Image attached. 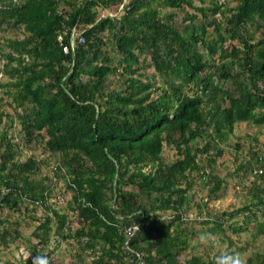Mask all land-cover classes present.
Wrapping results in <instances>:
<instances>
[{
    "label": "trees",
    "instance_id": "16d2710c",
    "mask_svg": "<svg viewBox=\"0 0 264 264\" xmlns=\"http://www.w3.org/2000/svg\"><path fill=\"white\" fill-rule=\"evenodd\" d=\"M199 2L0 0V30L23 28L26 33L23 39L0 43L5 77L0 120L6 117L13 126V117L2 110L11 101L22 130L64 156L72 192L68 208L81 224L68 237L82 244L91 264H180L190 177L198 175L214 194L221 190L226 180L215 174L217 160L225 155L236 125L264 126V0ZM122 4L119 18L102 16L104 9L115 13ZM156 4L163 10L183 9L189 25L178 29L173 16ZM221 13L224 17L218 18ZM73 30L85 44L72 48ZM106 32L114 42L106 43ZM109 43L115 46V59L105 49ZM145 54L154 74L143 79L136 67ZM156 74L162 79L158 87ZM3 136L0 184L10 192L0 206L16 209L27 196L46 202L44 194L35 193L39 184L30 181L40 163L33 158L16 162L14 146ZM165 148L176 150L175 161H166ZM257 153L248 162L255 178L253 204L240 212L248 220L257 215L254 207L264 217V157ZM58 169L55 175L62 172ZM130 185L138 192L123 189ZM55 214L61 233L67 217ZM226 216L205 222L214 225L212 231L221 230ZM51 224L49 217L39 226L37 236L46 243ZM257 231L264 234V223ZM233 255L207 261L194 257L188 263L232 264ZM263 260L257 254L242 264ZM43 262L59 264L49 258Z\"/></svg>",
    "mask_w": 264,
    "mask_h": 264
},
{
    "label": "rangeland",
    "instance_id": "374dc122",
    "mask_svg": "<svg viewBox=\"0 0 264 264\" xmlns=\"http://www.w3.org/2000/svg\"><path fill=\"white\" fill-rule=\"evenodd\" d=\"M68 1L78 5L83 0ZM194 1L197 6H201L199 0ZM219 1L224 2V0ZM225 1L227 4H232V0ZM154 7L159 8L161 13L173 16L174 24L178 29L182 30L185 25H189V22L184 21L186 12L182 11L183 9L163 10L157 4ZM62 8L71 9L68 6ZM186 10L192 12V10ZM221 16L224 17L221 13L218 18ZM201 17L198 14V19ZM208 29L212 33L213 27ZM25 34L23 28H5L0 30V43L5 45L9 39H23L26 37ZM103 37L106 43L114 42L108 32ZM258 38L259 35L255 34L254 39ZM105 49L115 59V46L109 43ZM139 60L140 64L136 67V70L139 71L138 74L143 75V79L153 76V65L149 55H141ZM3 62L4 60L0 58L1 83L5 82L1 71ZM161 80L156 74V80L153 81L156 83V87L161 84ZM3 93L4 90H0V97ZM10 102L5 103L2 110L13 117L14 124L13 126L11 122L8 124L9 119L7 120L6 117L0 120V132H2L0 139L6 134L11 140L10 143L15 149L16 162H25L33 158L40 163V169L31 174L30 181L33 185L39 184L38 189H35L36 194L47 192L49 197L46 202L36 204L39 200H32V196H27V199L20 202L16 209L4 206L5 204L0 206V218L4 221L3 227L0 226V264H25L29 259H33L36 264H39L44 263L43 261L48 258L59 264H91V256L87 250L83 249L82 244L73 236L68 237L69 234H74L81 224L77 214L68 208L72 192L67 187L68 177L66 175L67 168L63 164L64 156L61 153L48 151L44 140L38 138L33 140V136H28L22 130L20 121L16 117L17 110L14 108V104L9 106ZM4 143H7L6 140ZM200 143L199 145H203ZM165 149L163 155L166 161L169 163L175 161L176 150L174 148ZM225 151V155L217 160L215 170L218 177L226 180L221 190L214 194L209 190L212 186H208L209 188L204 186L198 175L193 174L190 177L193 186L189 187L191 201L189 205H186L185 220L181 229L182 237L185 239V249L178 252L180 264H189L188 262L194 257H200L202 261L212 260L214 256L225 255L228 252L234 253L229 258L232 264H236L237 260L245 263L249 258L254 259L257 254L264 255V234H258L257 231V226L264 223V217L259 214L261 209L254 207L253 210H258V212L250 220L246 218L245 214L240 213L245 206L253 204L250 193L255 178L250 171L248 162L249 160L254 161L253 152H259L257 155L264 157V126H257L254 123L236 125L234 133L225 146ZM200 160L205 161L206 155L201 156ZM244 164L247 167L239 171V167ZM202 165L206 164L203 162ZM59 166L63 167L62 172L55 175L53 169L55 170ZM150 168L151 166L145 172L150 171ZM7 173L5 175H8ZM185 182L186 179L182 181L183 186H185ZM212 185L214 186L215 182ZM123 189L138 192V189L133 185ZM0 191L1 202L10 190L4 189L0 184ZM55 213L67 217L61 233H59L60 218ZM223 213L227 215V219L222 221V229L212 231L214 225L205 222L206 219L221 216ZM49 217L52 218V224L49 241L46 243L45 238L38 237L37 234L41 232L40 224ZM169 218L168 215H165L163 219L168 221ZM234 228L240 230L235 233ZM5 231L6 235L3 234ZM263 261L262 264H264Z\"/></svg>",
    "mask_w": 264,
    "mask_h": 264
},
{
    "label": "built area",
    "instance_id": "2783aa9c",
    "mask_svg": "<svg viewBox=\"0 0 264 264\" xmlns=\"http://www.w3.org/2000/svg\"><path fill=\"white\" fill-rule=\"evenodd\" d=\"M125 2L127 3V0H125ZM124 4V3H123ZM121 5L120 7H119V9H118V11L117 12H115V13H109L108 11H107V9H104V12L105 13H103L102 12V16H106V15H108L109 17H111V18H119V16L124 12V10H125V8H124V5ZM100 11V10H99ZM86 43V40H85V38L83 37V36H81L80 34H79V32L78 31H76V30H73V32H72V40H71V45H72V48H74L75 47V45H80V44H85ZM66 52H68V49H66ZM59 169H58V167H56V169L54 170L53 169V172H54V174L58 171ZM52 181V180H51ZM48 195V193H46V196ZM42 202H41V200H39V201H37L36 202V204H41ZM138 230V227H135L133 230H131V229H129V232H135V231H137Z\"/></svg>",
    "mask_w": 264,
    "mask_h": 264
},
{
    "label": "clouds",
    "instance_id": "9594fccd",
    "mask_svg": "<svg viewBox=\"0 0 264 264\" xmlns=\"http://www.w3.org/2000/svg\"><path fill=\"white\" fill-rule=\"evenodd\" d=\"M60 167V166H59ZM63 168V167H62ZM48 179H50L49 177H48ZM46 193L47 192H45V193H43L44 194V196H46ZM47 197V199H48V197H49V193H48V195L46 196ZM38 200V199H37ZM236 264H242V262L240 261V260H237L236 261Z\"/></svg>",
    "mask_w": 264,
    "mask_h": 264
}]
</instances>
